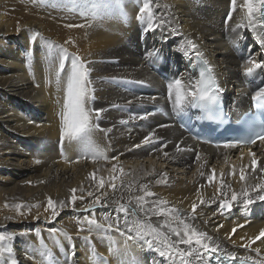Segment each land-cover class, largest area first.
Returning <instances> with one entry per match:
<instances>
[{"label":"bare ground","instance_id":"1","mask_svg":"<svg viewBox=\"0 0 264 264\" xmlns=\"http://www.w3.org/2000/svg\"><path fill=\"white\" fill-rule=\"evenodd\" d=\"M142 2L123 0L124 17L114 14L92 20L55 0H0V235L13 236L2 242L11 249V255L5 251L4 260L93 264L94 247L107 264H129L133 258L136 264H181L175 251L171 257H161L157 248L163 250V245L153 240L149 247L145 237L124 227L123 214L116 212L117 201L129 204L130 198L144 194L142 185L155 194L145 197L146 208L153 201H167L197 231L212 237L219 245L218 254L264 260V237L252 242L264 230V201L247 205L241 195L247 189L255 197L254 185L264 182V141L247 151L194 141L178 128L180 112L174 109L167 88L173 79L185 85L197 80L188 65L200 53L217 79L228 112L236 120L250 111L253 95L264 86V68L256 69L254 76L245 75L249 59L264 64L260 6L250 24L244 0H237L235 9L231 0H152L154 16L148 28L147 19L138 18ZM35 33L40 36L33 42ZM189 40L196 48L185 52L182 46ZM46 41L64 45L87 63L93 89L89 106L103 109L94 116L99 130L92 140L109 159H81L73 142L61 146L64 84L56 83L58 49L49 50ZM70 67L66 62L65 73ZM65 73L61 79L66 83ZM150 134H154L152 143L146 145L143 140ZM251 153L256 154L255 171ZM114 156L119 159H111ZM113 176L116 190L110 187ZM100 178L105 181L103 189ZM128 184L131 190L124 187ZM72 189L78 197L74 206ZM232 191L238 195L236 201L230 200ZM24 193L28 196L19 195ZM94 197H100V203L89 212ZM49 198L56 207L55 217L48 209ZM225 200L231 204L227 213L220 206ZM130 207H135L134 201ZM21 215L30 220L23 221ZM92 218L105 228L109 223L113 227L107 233L90 227L87 220ZM139 219H145L143 213ZM165 219L151 215L148 222L167 232ZM21 227H37L38 232L22 238L15 232ZM41 238L51 252L47 261ZM110 242L121 255L110 251ZM69 244L74 245V255ZM125 244L127 254H123ZM183 259L185 264H198L193 257Z\"/></svg>","mask_w":264,"mask_h":264},{"label":"snow or ice","instance_id":"2","mask_svg":"<svg viewBox=\"0 0 264 264\" xmlns=\"http://www.w3.org/2000/svg\"><path fill=\"white\" fill-rule=\"evenodd\" d=\"M57 3H63L68 11L78 12L85 19L97 20L108 15L118 14L121 17L125 16L123 10V0H55ZM233 9H235L237 0H231ZM260 9H264V0H244L243 7L246 9V14L249 19V23H252L255 13ZM158 7V5H157ZM261 15L264 16V11H261ZM153 10H152V0H143L142 6L139 9V19L143 22L145 19L148 21V28L152 27L153 23ZM68 27H83V25H67ZM40 36V33H35L32 36V41L35 42L36 38ZM46 45L50 50L53 46L58 49L59 52V66L56 73V83L60 87L62 83L64 84V98L62 104V110L60 113L61 128H60V143L63 146L65 141L73 142L80 154L81 159L91 157L93 161L99 158L109 159L107 157L104 149L99 145L95 144L92 140V135L95 131L99 130V125L94 123V116L98 117L103 109H94L89 106V100L93 98V89L90 87V69L87 63L79 56L74 53H70L64 45H53L52 42L46 41ZM183 50L186 52L187 49L196 48V45L192 41H187L185 45L182 46ZM199 56L200 53H197ZM66 62H70V71L65 73ZM206 63V62H205ZM250 67H246L245 75L254 76L256 69L264 68V64L257 63L255 60L249 59L246 62ZM65 73L66 83L62 81L61 74ZM169 98L172 99L173 107L178 112L184 111L187 107L198 106L205 110L207 113V118L214 119L213 106L216 105L219 99V92L221 91L220 86L212 75L211 69H204L200 72V78L194 82H190L185 85L180 79H173L167 85ZM253 106L257 112L264 111V86L258 88L252 97ZM146 117L141 116L140 119H145ZM251 134L247 137L230 140L224 143L226 148H236L241 144H255L257 140L264 141V118L256 117L252 124L250 125ZM150 134L146 136L143 140L144 144L152 143V136ZM219 147L220 145L217 144ZM139 147V145H136ZM177 150H180L179 147ZM252 156V167L255 171V166L257 165L256 154L251 153ZM111 159L118 160V156H114ZM199 159V156L196 157ZM116 169L114 168L113 171ZM215 173V170H212ZM264 171V169H262ZM115 176L112 177V183L110 187L113 190L117 189V184L114 182ZM240 179L244 180L245 176L243 170H241ZM209 182H212L213 176L208 177ZM105 187V181L103 178L99 180V188L103 189ZM129 190H131V185H124ZM223 182H221V188H223ZM76 189H72L71 192V203L75 205L77 196L75 195ZM141 191L144 193L141 196L130 198L129 204L120 203L117 201V213L123 214V219L125 221L124 227L134 232L137 237H145L146 243L149 247L153 246V240L159 241L163 245V250L157 248V251L161 257H171L173 251L176 252L178 257H181V264H185V259L188 257H193L198 261V264H210V262L215 261V264H234L237 260L235 253H226L224 255L218 254L219 245H216L212 237L208 236L206 232L197 231L191 224L186 222V217L181 214V212L172 207H168L167 201L156 200L152 202L150 208H146L148 201L145 197H152L155 194L147 190V185L141 186ZM252 191H256L258 194L253 197L251 191L245 189L241 195H243L246 200L247 205H251L255 200L264 201V182H260L254 185ZM224 193L221 192V195ZM91 196L92 193H89ZM106 195V193H103ZM238 195L235 191H232L230 196L231 201H236ZM134 201L135 207H130L131 203ZM100 203V197H94L91 205L87 209L89 212L95 210V205ZM203 203V201H201ZM60 207H64V203L61 202ZM221 208H230L231 204L228 200H225L221 205ZM17 207H23L22 205H17ZM192 211L195 212L197 205L192 204ZM48 209H51L52 216L57 215L56 207L51 198L48 199ZM139 213H143L145 219H139ZM151 215H160L166 217L164 221V226L168 229L167 232H162L160 228L153 226L148 222V217ZM129 217H132L130 220ZM194 219V217H193ZM119 222V221H117ZM87 224L95 226L97 229L103 230L107 233L109 229H112L113 225L109 223L107 228L104 225L98 224L97 221L92 218L87 220ZM175 225V226H173ZM83 230L82 228L80 229ZM56 231V230H53ZM119 231V229H117ZM233 234L236 232L234 228L232 230ZM123 235V233H121ZM63 235L70 241L71 237L65 232ZM171 236H175L176 239L172 240ZM264 237V230H262L259 235L252 238V242L255 243L257 240H261ZM132 238V237H129ZM13 236L11 235H0V264H17L14 259L4 260V253L7 251L11 255V249H5L3 247V241L11 240ZM85 239H89L85 237ZM59 243V241H56ZM114 242L109 243L110 251L116 255H121V250L118 247H113ZM177 245L186 246L184 251H181ZM247 247V245H242ZM41 247L43 249V257L47 261L51 257V252L48 250L47 245L43 243L41 238ZM69 248L72 249V255H74V245L69 244ZM258 251V249L256 250ZM123 254H127V245L125 244V250ZM91 257L93 264H107V261L100 257L96 252L94 247L92 248ZM129 264H136L133 258ZM239 264H264V260H253L252 257L240 258Z\"/></svg>","mask_w":264,"mask_h":264},{"label":"rangeland","instance_id":"3","mask_svg":"<svg viewBox=\"0 0 264 264\" xmlns=\"http://www.w3.org/2000/svg\"><path fill=\"white\" fill-rule=\"evenodd\" d=\"M249 40L250 39H248V43H249ZM248 47H250V44L248 45ZM24 111L25 112L27 111L26 108L24 109ZM152 161H154V159H152ZM150 163L151 162H149V164ZM155 165H156V162H153V166H155ZM176 167H180V166H176ZM179 176L181 177V175H176L175 177H179ZM19 195H23V196L26 197V196H28V193L19 194ZM19 195H16V196H19ZM5 208H8V205H5ZM222 210H223L224 213H227V212H230L231 211V207L230 208H222ZM21 216H22L21 218H22L23 221H29L30 220V217H28L27 215H21ZM36 228L35 229H28V230H26V229H24V228L21 227V228L16 229L15 232H16V234H18V236H20L22 238H26L27 236H34L38 232V230H36ZM56 228L57 227H55L54 230H56Z\"/></svg>","mask_w":264,"mask_h":264}]
</instances>
